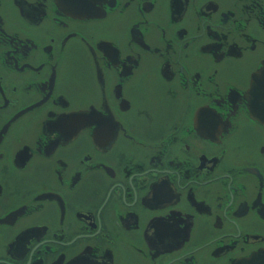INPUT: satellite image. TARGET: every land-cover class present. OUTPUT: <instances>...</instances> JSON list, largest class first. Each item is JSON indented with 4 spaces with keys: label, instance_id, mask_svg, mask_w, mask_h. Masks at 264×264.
Here are the masks:
<instances>
[{
    "label": "flooded vegetation",
    "instance_id": "flooded-vegetation-1",
    "mask_svg": "<svg viewBox=\"0 0 264 264\" xmlns=\"http://www.w3.org/2000/svg\"><path fill=\"white\" fill-rule=\"evenodd\" d=\"M0 264H264V0H0Z\"/></svg>",
    "mask_w": 264,
    "mask_h": 264
}]
</instances>
